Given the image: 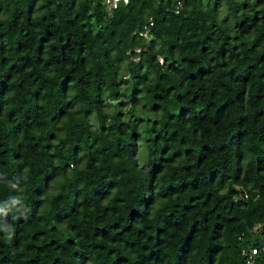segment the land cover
I'll return each instance as SVG.
<instances>
[{"label": "trees", "instance_id": "16d2710c", "mask_svg": "<svg viewBox=\"0 0 264 264\" xmlns=\"http://www.w3.org/2000/svg\"><path fill=\"white\" fill-rule=\"evenodd\" d=\"M247 246L264 264V0H0V264Z\"/></svg>", "mask_w": 264, "mask_h": 264}, {"label": "built area", "instance_id": "2783aa9c", "mask_svg": "<svg viewBox=\"0 0 264 264\" xmlns=\"http://www.w3.org/2000/svg\"><path fill=\"white\" fill-rule=\"evenodd\" d=\"M128 0H102V4L106 11L110 14L112 10L116 9L120 4H127ZM179 7V2L176 8ZM153 26V20L148 19L147 23L142 25V27L137 31L138 37L142 38L144 41H149L152 38L151 27ZM140 52V48H134L132 51H128L127 54L130 55L131 61H137L139 56L137 55ZM158 61L162 63V58L158 57ZM258 253V249L255 247H244L242 249V255L244 257L245 264H254L255 256Z\"/></svg>", "mask_w": 264, "mask_h": 264}, {"label": "rangeland", "instance_id": "374dc122", "mask_svg": "<svg viewBox=\"0 0 264 264\" xmlns=\"http://www.w3.org/2000/svg\"><path fill=\"white\" fill-rule=\"evenodd\" d=\"M220 12H221V14L224 13V6L222 7V11H220ZM121 69H122V71H125V63L122 65ZM113 104H114V101L109 100V102L107 104V107H108L109 110L112 109V105ZM139 147H140L139 148V154L141 156V154L143 155V149H144L143 148L144 147V142L142 140H140V146Z\"/></svg>", "mask_w": 264, "mask_h": 264}]
</instances>
